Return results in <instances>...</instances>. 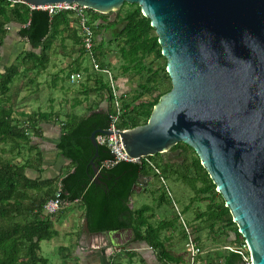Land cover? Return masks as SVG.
<instances>
[{
    "label": "trees",
    "instance_id": "obj_1",
    "mask_svg": "<svg viewBox=\"0 0 264 264\" xmlns=\"http://www.w3.org/2000/svg\"><path fill=\"white\" fill-rule=\"evenodd\" d=\"M85 13L88 18L87 25L95 38L101 35L102 31H113V39L109 42L117 43L121 73H132L138 77L135 78L138 82L130 99L127 100V95L120 98L122 108L117 129L122 131L145 125L160 97L172 88L166 73V60L161 55L158 38L150 21L142 15L137 5L124 4L115 18L90 9H85ZM13 35L22 40L27 49L21 50L15 61L13 58L4 63L0 71V264H49L48 259L39 254L40 244L57 235L52 219L65 207L55 214H49L45 206L55 197L59 186L62 201L69 204L79 201L82 205L90 234L132 230L134 242L145 243L148 247L159 250L162 258L172 264H186L183 256H175L166 250L160 233L167 229V226L162 223L154 226L153 209L145 205L137 207L134 204L133 197L138 180H159L160 176L165 182L167 176H177L191 185L195 192L191 203H206L205 211L198 213L196 219L207 224L210 235L218 234L226 239L234 235V243L241 246L245 244L223 199L202 168L199 158L186 145L178 144L173 149L181 150L180 156L184 159L183 164H177V169L166 163L160 155H156L140 159L138 162H121L113 167L101 169L100 179L92 182L93 171L90 162L96 150L90 137L96 131H106L109 128V117L114 112L110 83L102 72L93 71L94 75L91 76L87 68L83 70L87 75V83L93 80L94 86H81L84 89L82 93L86 99L95 94L100 98V102L89 106L82 115L73 111L66 113L61 120L59 112L53 111L52 107L48 112H27L25 109L18 111L21 109H17L13 102L15 98L11 87L16 80L30 73L39 74L46 71L51 62L50 54L58 40L64 44L66 41H72L78 47V57L66 66L62 80H67L73 86L83 82L80 60L88 56L82 47L80 21L76 12L62 11L49 15L47 11L33 10L19 0H0V63L3 60L1 49L13 40ZM96 41L95 39L93 55L101 69H109L102 51L103 43L100 41L96 45ZM64 47L66 49V45ZM68 49L72 50L71 45L66 50ZM151 57L153 60L145 64ZM159 60H162L163 64L155 62ZM72 74H80L81 78L71 83ZM114 79L117 81V77ZM35 80H30V83H36ZM167 82L169 86L166 85ZM105 100L108 108L102 110L101 102ZM78 106L80 103L76 101L71 108L73 110ZM53 126H58L60 132L56 150L73 168L58 184L56 180L42 179L43 155L40 152L33 153L36 146L31 145L34 139L42 138L45 127ZM98 136L100 134H97L96 138ZM97 153L94 163L98 167L104 161L112 159L105 145H98ZM190 153L194 158L188 164ZM157 159L159 161H156ZM148 161L154 163L160 171V176ZM191 170L195 174L194 178L188 175ZM29 172H35L38 176L32 179L28 176ZM161 187L164 192L163 189L157 188L153 194L162 192L156 200L165 203L167 193L165 187ZM31 192H36L38 197L32 199ZM188 208L190 207L185 208V212ZM172 225L173 222L170 221V226ZM181 237L186 239L184 232ZM205 261L207 262L199 264H245L239 254L231 251H226L221 261Z\"/></svg>",
    "mask_w": 264,
    "mask_h": 264
},
{
    "label": "water",
    "instance_id": "obj_2",
    "mask_svg": "<svg viewBox=\"0 0 264 264\" xmlns=\"http://www.w3.org/2000/svg\"><path fill=\"white\" fill-rule=\"evenodd\" d=\"M19 2L33 10L76 4L103 15L124 4L139 6L158 38L172 88L145 125L119 130L124 151L133 160L160 155L172 163L183 161L175 146L192 149L244 239L251 264H264V0ZM97 134L111 133L90 137L96 150L92 182L101 177L94 163ZM83 232L90 234L86 220Z\"/></svg>",
    "mask_w": 264,
    "mask_h": 264
},
{
    "label": "rangeland",
    "instance_id": "obj_3",
    "mask_svg": "<svg viewBox=\"0 0 264 264\" xmlns=\"http://www.w3.org/2000/svg\"><path fill=\"white\" fill-rule=\"evenodd\" d=\"M118 12H120V10ZM118 12H111L108 15L111 18H115L117 17ZM113 34V31H102L101 35L95 38L97 40L96 45L100 41L103 43L102 51L104 53V59L106 63L109 64V69L112 72L113 76L115 78L117 77V80H122L124 84V88L122 89L128 96L127 100H129L138 82L135 78L138 77L134 76L132 73L130 75H123L121 73V61L118 53L117 43L109 42L113 39ZM11 39L13 40L5 44V46L1 49L3 60L0 63V71L2 70V66L4 65V63L10 61V59L12 60L13 58L15 61V59H17V54L24 48L27 49L23 41L19 40L17 36L13 35ZM22 44H24V46ZM64 45H66V49L71 45L72 50H66ZM54 47L55 48L52 54H50L51 63L53 66H50L46 71L39 74L30 73L26 77H22L15 81L14 85L11 87L12 95L15 98L13 102H15V104L17 105V109H25V111L27 112H48L52 107L53 111L59 112L61 120L64 118L66 113L68 114L73 111L79 115H82L86 111L85 107L93 106L96 102H100V98L95 94L89 95L86 99L84 94L82 93L84 89L81 86H86L88 88H92L94 86L93 80L87 83V75L83 71L85 68H87L89 74H91L92 76L94 72L91 68L90 61L85 56L80 60L82 64L81 73H83L84 79L80 84L73 86L69 84L67 80L65 81L62 79L65 77L66 66H68L69 63H71L75 58L78 57V53L76 52L78 47L77 45H74L72 41H66L64 44L60 43V40L55 42ZM11 54H14V56H11ZM151 60H153V57L148 58L145 64H149L148 62ZM155 62L159 65L163 64L162 60ZM155 62L154 66L156 64ZM34 78L36 79L35 82L37 84L34 82L30 83V80H34ZM166 85L169 86V83L167 82ZM76 101L79 102L81 106H78L72 110L71 106L75 104ZM101 109L104 110L103 105L101 106ZM192 158H194V156L192 153H190L188 155V164L191 162ZM156 161H159V159H157ZM183 163L184 159L182 162H172V165L176 168L177 164ZM188 175L190 176V178L195 177V174L192 170L188 172ZM165 180V186H163L160 180L154 179L152 187L155 189L160 188L162 190L163 188L161 186H163L166 187L168 189V192L170 193V197L166 194L167 201L165 202L166 209L164 210L168 213L166 215L167 219L173 222L174 228H176L177 234H179V238L177 236L175 238L178 242L176 248L180 256H183L187 259L185 255L187 245L185 240H183L181 237V234H183L184 232V226L177 216V211L180 213L182 220L185 222V225L190 227H188L189 231L193 233V237L196 243L199 245L201 252V245L203 246L204 243L209 244L210 247L217 246L215 242H211L210 240H208V235L210 233L207 225L200 228L199 231L193 228L195 226L194 222L198 221L196 219L197 214L205 211L206 203H200L199 201H197L192 204L191 199L195 197L193 188L189 183L182 181L177 176H167ZM198 186H200V184H198ZM136 191L137 193L134 195L133 199L134 204L137 207H140V204L142 203L151 205L153 199H157L158 195L162 193L158 191V193L156 192V194L154 195L150 193H145L144 195H142L144 191H142L141 189H136ZM155 191L156 190H154V192ZM137 196L138 198H136ZM65 203L69 204V202L67 201H65ZM170 204L172 207L170 206ZM187 207L190 208H188L189 210L185 212V208ZM70 210H72L71 207H67L65 214ZM56 227L58 229L59 225H56ZM197 238L201 240V244L199 243ZM222 238L226 240L225 237L222 236ZM59 246V239H54V241L52 242L43 241L40 244L41 250L39 254L41 257L48 259L49 264H62L63 261L61 254L57 250Z\"/></svg>",
    "mask_w": 264,
    "mask_h": 264
},
{
    "label": "crops",
    "instance_id": "obj_4",
    "mask_svg": "<svg viewBox=\"0 0 264 264\" xmlns=\"http://www.w3.org/2000/svg\"><path fill=\"white\" fill-rule=\"evenodd\" d=\"M50 66H53L51 62L49 67ZM117 84L121 92H124L122 89L124 88L122 80H117ZM102 105L104 110L108 108V103L106 101L103 102ZM87 108L88 106L85 107V109ZM18 111L21 112L22 109ZM59 133L58 126L45 127L42 138L34 139L31 144L36 146L33 153L40 152L43 155L41 163L42 179L56 180L57 184L61 178L73 171L70 162L62 158L56 150V142L59 138ZM28 176L34 179L38 174L29 172ZM150 179L140 178L138 180L137 189L144 191L142 195L145 193L154 195L153 192L157 188L155 189L152 187L154 179ZM30 194L32 199L38 197L36 192H31ZM136 198H138V196ZM143 205L153 209L155 217L152 223L154 226H159L161 223L163 226H167V229H163L160 233L166 250L170 251L171 254L173 253L175 256H180L176 248L178 242L175 238L176 236L179 238V234H177L174 224L170 226V220H168L166 216L168 213L164 210L166 209L165 203H160L157 202L156 199H153L151 205L140 204V206ZM66 206L71 207L72 210L65 214ZM66 206L52 219L57 235L50 240V242H52L54 239H59L60 246L57 250L61 254L62 264H172V262L165 261L162 258L163 255L159 250H154L145 243L134 242V238L128 230L121 232L116 231L118 233L109 232L103 235H96V233L85 234L83 232V223L85 221L84 211L80 202L75 201ZM200 222L201 221H195V226L193 228L199 231L200 228L205 226L206 223H204V221H202V223ZM56 225H59L58 229ZM208 240L215 242L217 246L210 247L207 243H204L203 246L201 245L202 255L199 256L200 263L203 261L207 262L205 260L210 259L221 261L226 251H228L227 248L241 247L239 243H234L236 240L234 235H230L225 240L221 236L219 237L218 234H209ZM198 241L201 244L199 238Z\"/></svg>",
    "mask_w": 264,
    "mask_h": 264
},
{
    "label": "built area",
    "instance_id": "obj_5",
    "mask_svg": "<svg viewBox=\"0 0 264 264\" xmlns=\"http://www.w3.org/2000/svg\"><path fill=\"white\" fill-rule=\"evenodd\" d=\"M37 10H44L49 13V15H55L59 12L62 11H74L77 14V18H79L80 21V32H81V42H82V47L86 52V55L88 56L91 67L94 72H102L104 75L107 76L109 83H110V88L112 95L114 97L113 100V114L110 115V123H109V128L106 130L110 132V136H104L100 135L97 137V144L98 145H105L108 147L110 154L112 156V159L104 161L100 167L99 171L101 169H107L110 167L115 166L118 163L121 162H138L139 160H133L129 158V156L125 153L123 145L121 143V139L118 136L119 130L117 129V124L121 115V96L126 97L125 92H121L117 81H115L114 76L112 72L109 69H101L99 64L97 63L94 55H93V49H94V41H95V36L91 30V28L87 25L88 18L85 13V8L80 7L76 4L72 5H67V4H56V5H50L46 7L39 8ZM81 78L80 74H72L70 76V81L71 83L77 82ZM125 93V94H122ZM148 164L152 167V169L155 171L157 175L160 176V171L157 170L156 166L154 163L148 161ZM159 180L163 186H165V181L162 179V177H159ZM167 195L170 197V193L168 192V189L165 187ZM67 203L65 201L61 200V188L60 186L57 187L55 197L51 199L45 206L46 211L49 214H55L56 212L60 211L63 209ZM176 208V207H175ZM179 212L177 211V214ZM179 219L181 223L183 224V230L186 235V252L185 255L187 259L185 258L186 264H199V256L202 255L201 249L199 245L196 243L193 233L189 231V226L185 225V222L182 220V217L180 214ZM189 227V228H188ZM228 251L235 252L239 254L242 257V260L245 264H251L250 256L248 254V250L245 244H243L239 248H227Z\"/></svg>",
    "mask_w": 264,
    "mask_h": 264
},
{
    "label": "flooded vegetation",
    "instance_id": "obj_6",
    "mask_svg": "<svg viewBox=\"0 0 264 264\" xmlns=\"http://www.w3.org/2000/svg\"><path fill=\"white\" fill-rule=\"evenodd\" d=\"M173 151H175V150H173ZM173 163H177V161H174ZM169 164H172V163H169Z\"/></svg>",
    "mask_w": 264,
    "mask_h": 264
}]
</instances>
